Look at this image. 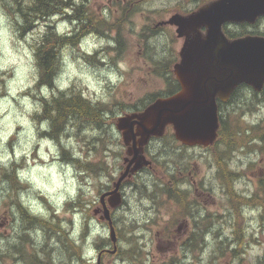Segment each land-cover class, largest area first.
Instances as JSON below:
<instances>
[{
    "label": "rangeland",
    "instance_id": "374dc122",
    "mask_svg": "<svg viewBox=\"0 0 264 264\" xmlns=\"http://www.w3.org/2000/svg\"><path fill=\"white\" fill-rule=\"evenodd\" d=\"M66 1L80 3L79 7L86 3L84 12L92 21L84 24L88 31L76 44L70 39L59 48L54 85L37 88L41 79L35 47L40 37L50 30L48 26L63 36H75L81 21L72 24L65 21V14H54L34 19L23 30L22 25L32 14V0H20L26 16L18 12L14 1L0 0V72L6 74L0 79H4L0 83V249L4 253L0 264H37V258L52 264H98L99 259L100 264H174L173 256L175 264H264V140L244 145L233 137L220 138L212 148L189 149L175 141L172 130L151 148L148 172L126 178L123 205L112 215L119 237L115 249L109 225L100 219L103 211L96 210L102 209L101 195L113 190L109 188L127 166L128 148L118 125L120 119L137 112L128 113L139 108L141 101L146 103L149 96L176 91L175 77L171 82L165 78L173 75L178 60L170 53L175 55L181 45L170 35L169 41L155 35L152 27L169 19L185 0H128L120 15L113 13L120 5L112 6V0ZM261 30L264 33V26ZM90 33L93 35L83 47L79 46L80 38ZM72 90L107 106L106 121L94 124L71 118L57 132V138L46 135L52 120L45 109L51 106L41 97L53 98L58 91ZM222 116L228 136L235 131L250 136L262 134L264 96L246 94V99L224 108ZM29 133L34 141H30ZM44 141L49 143L41 153ZM77 158L81 165L76 163ZM13 167L39 170L33 172L31 181L17 186L16 180L8 181L3 173L4 169L12 173ZM161 185L167 194L161 192ZM197 186L203 194L192 199L186 191L196 196ZM78 199L87 202L85 207L75 208ZM66 203L71 204L70 209H64ZM21 204L33 215L46 217L49 227L43 230L39 224L23 219ZM191 206H198L204 216L197 219L189 215ZM51 209L58 212L53 221L48 214ZM55 225L67 231L62 235L66 243L53 231ZM192 233L205 235L204 245L182 249L177 239ZM69 238L75 248H80L83 262L76 259L73 246H66Z\"/></svg>",
    "mask_w": 264,
    "mask_h": 264
},
{
    "label": "water",
    "instance_id": "95a60500",
    "mask_svg": "<svg viewBox=\"0 0 264 264\" xmlns=\"http://www.w3.org/2000/svg\"><path fill=\"white\" fill-rule=\"evenodd\" d=\"M212 6L231 12L232 16L227 19L235 21L254 22L258 15L264 14V0H223ZM168 23L177 27L179 37L187 38L180 51L181 60L174 66L180 90L171 97L158 99L138 115V134L141 141L146 142L151 135L162 137L170 125L175 138L186 146L213 145L219 130L217 98L227 101L241 84L252 86L257 92L264 88V37L229 40L223 33V22L218 23L211 17L204 22L208 31L202 38L196 33L202 23L198 14L189 21L176 15ZM134 118L124 117L118 125L126 144L135 137ZM148 165L150 161L136 153L114 183V189L100 197L103 211L100 219L108 222L115 249L118 237L111 209H117L123 203L121 187L124 180Z\"/></svg>",
    "mask_w": 264,
    "mask_h": 264
},
{
    "label": "trees",
    "instance_id": "16d2710c",
    "mask_svg": "<svg viewBox=\"0 0 264 264\" xmlns=\"http://www.w3.org/2000/svg\"><path fill=\"white\" fill-rule=\"evenodd\" d=\"M12 1L15 2L16 6H17L16 8L18 9V12L21 15L26 16L27 14L24 12V7L20 6V0H12ZM85 1H88V0H85ZM26 3L27 2H25V4ZM77 4L79 5L80 3H76L74 5H71L66 0H58L56 2H53V0H32L31 5L29 6V11L32 14L29 15L28 16L29 18L26 19L25 25H22L23 30L28 28V24L29 23L32 24L34 19L39 20V19H45L48 17L50 18L54 14L57 17V16H61L62 14H65L67 12L73 13V15L69 16L70 19L72 20V19H74L73 17L75 16V12L77 11L80 15L78 16V19H76V20L81 21L80 22V24H81L80 32H79V34H77L75 36H71V37L62 36V35L60 36V35H58L57 31L53 27L48 26V27H50V30L46 31L42 35V37H40V39H39V41L35 47V55H36L37 64L39 67V78L41 79V81L37 83V88L42 87L44 85H48L49 87H52L54 85L55 77H56V74H57V71L59 68V64H60L59 48L62 45H64L65 41H69L70 39L71 40L69 42H73L76 44V41L79 39V37L88 31L87 27L84 24L87 22H91L92 20L88 16V13L84 12L86 9L85 8L86 3H84V2L81 3V6L85 5L84 7H79ZM5 75L6 74L0 72V79L5 77ZM173 78H174V76L170 73V75H167L165 79L167 81L171 82ZM2 82H4V79L0 83H2ZM170 91L171 90H166L167 93ZM262 93H263L262 96H264V91H262ZM160 96H162V95H160ZM160 96H156V95L155 96L154 95L149 96V99L146 103L144 101L140 102L139 108H144V107L148 106L149 104L154 102ZM52 97L53 98H49V97H45V96L41 97V100L44 101V104L50 105L51 106L50 110H53V113L55 114V115H52V113L49 109H45L46 114L48 111L50 112V116H48V117L52 120V128L49 129L48 132H46V135H48V136L57 138L60 135L57 132L63 130L62 129L63 124H66L69 121H71V118H73L76 121H80V122L85 121L86 123H94V124H99L98 123L99 121H101L100 124H103L106 121L107 112H108L107 106H104L103 104L98 103L97 101L89 100V99L85 98L81 93H75V91L73 92V90L70 92L58 91V93L53 94ZM254 97H257V93H254ZM40 117L42 118L41 115H40ZM223 118H225V117H223L221 114V116H220L221 126H220V130H219V137L217 140H219L220 138H226L227 140H231V138L233 137L234 140L241 141L244 145H249V142H252L254 140H258V139L264 140V130L261 131L262 134H252L251 136L247 135V133L239 134L238 131H235L234 135L228 136L229 129H228L226 122ZM261 129H263V128H261ZM165 135H168V133L166 132ZM164 136L162 137V139L164 138ZM215 144L212 146H209V148H212L213 146H215ZM71 160H74V158ZM75 161L77 164L81 163V161L78 158ZM82 167L85 168V166H82ZM17 170H18V167L16 169H15V167H13L12 173H8L7 169H4L3 173L5 174V177L8 179V181L14 182V180H16V185L19 186V185H21V182L17 178ZM86 170H88V169H86ZM25 185H27V184H25ZM160 188H161L162 193L167 194L166 188L164 186L161 185ZM111 189L112 188L110 187L109 190H111ZM175 199H177V197ZM86 203L87 202H82L80 199H78V202H76L74 205H75L76 209H81V207H85ZM91 204H92V202H91ZM20 206H23V205L21 204ZM19 210L20 211L22 210L21 212L23 214L22 215L23 219L30 221L32 223L37 222L44 229H45V227H49L48 221H46V220H44L38 216H31L29 213H26L28 211L26 209H24V206L21 207V209H19ZM23 210L25 211L24 213H23ZM89 212H90V209H89ZM28 216H30V217H28ZM34 217H36V219L39 222ZM32 218H33V220H32ZM198 228H202V226H198ZM61 230H59V232H60V236L62 237V235H66V232H64L63 229H61ZM117 233H118V231H117ZM165 236L170 238V236H168V235H165ZM204 236L205 235H202V234L192 233L191 235L177 239V244L182 249H189V250L192 248L198 249V248L202 247L205 243L204 242ZM62 238L66 243L67 238H65L64 236ZM109 241L110 240H107V242H109ZM72 242H73L72 239L69 238V240L67 241L68 244H66V246L68 247L69 244L71 246H74L75 243L72 245ZM101 242L103 244L104 240H101ZM169 242L170 241L165 243V248H167L169 246ZM241 246H242V244H241ZM76 248H77L76 254H75L76 259L81 260L83 262L84 260L82 257V252L78 246ZM0 251H1L0 257L1 256L4 257L3 250L0 249ZM78 253H79V255H78ZM130 253L133 254L134 251L132 250ZM175 258H176L175 256L172 257V261L174 264H175V262H174ZM37 259H38L37 264L38 263L41 264V262H42V264H52V263L48 262V259L47 260L40 259V258H37ZM61 264H69V262L61 263Z\"/></svg>",
    "mask_w": 264,
    "mask_h": 264
},
{
    "label": "flooded vegetation",
    "instance_id": "af4514ba",
    "mask_svg": "<svg viewBox=\"0 0 264 264\" xmlns=\"http://www.w3.org/2000/svg\"><path fill=\"white\" fill-rule=\"evenodd\" d=\"M127 1L128 0H112L111 1L112 6L117 5V4L120 5L118 8L115 9V11L113 13L120 15L121 14L120 9L124 8V3ZM221 1H223V0H185V3L183 4V6L181 8H176L175 10H173L174 13L170 16L169 19L161 20V21H158V22L153 24L152 31L155 35L160 36L162 38H166L167 40L169 39V35H170L171 38L176 40V44L181 45L180 49L177 51V53H175V55H172L168 50V53H170V55L172 57H176L178 59L177 61H175L174 65L180 60V51H181V48H182L184 42L187 39L186 36L179 37L177 27L175 25L167 23L168 21H170V19L172 17H174L176 15H179L183 19L189 21V19H191L194 15L198 14V17H200L202 19V23L200 24V28L197 30L196 33L198 35H200V37H203V38L206 37L207 31H208L207 28L205 27L206 25H204V22L207 20H210L211 17H213L214 19H217L218 23L220 21L223 22L222 23V30H223L225 36L229 40H236V39H242V38H246V37H256V36L264 37V33L262 32V30L260 31L261 27L264 26V14L258 15L256 17V19L254 20V22L235 21V20L227 19V18H230L232 16L231 12L226 11V9H224V8H220V6H212L214 4H219ZM71 5H74V4L72 3ZM110 8L113 9V7H110ZM65 15H67V19H70L69 15L67 13H65ZM79 15L80 14L76 11L75 16H74L75 19H72V20L78 19ZM102 19L103 18H101V20ZM104 21H105L104 23H106L109 20L107 19ZM108 25H110V24L107 23L105 25V27L108 28ZM112 28L113 27L111 26V29ZM174 65H173V70H174ZM172 73H173V71H172ZM173 85H174V88L176 89L175 92H171V91L168 93L164 92V93L160 94L162 96L159 95L160 97L157 99L168 98V97H171L172 95L176 94L180 90V84L176 78H175V82H173ZM253 91H255V90L252 86H248L246 84H241L236 88V90H234L232 92V94L227 99V101H223L221 98H217V104L219 106L220 114L222 113L224 108H228L229 106H232L235 101H238L241 98L246 99V94H249L251 97H253V93H254ZM262 91H264V88L262 89ZM262 91L257 94V97H259V98H260V96L263 97ZM145 109H146V107L144 109L137 108V109H134V110L131 109L130 111H128V113H131L135 110H138L137 112L133 113L132 115H128V116H135L133 123H135L136 125L133 129V133L135 134V137L133 138V135H132L131 138H133V139L127 144V148H128V152L130 153V156L127 155V157L125 158L126 165H128L129 161L134 156H136V153H138V156H140V157L144 156L146 158V160H150L149 152H151V148L152 147L155 148L157 145H159L160 141L163 137V136L158 137L155 135H151L150 138L146 142L141 141V137L138 134V128H139L138 115H140V113L144 112ZM167 130H172L170 125L166 127V131ZM122 135H123V132H122ZM122 138H123V136H122ZM175 141H177V140H175ZM123 142H124V140H123ZM177 143H179L183 147H186L180 141H177ZM189 149H191V148H189ZM149 167H151V163L148 167H145V168L141 169V171H139L135 175H132V177L133 176L136 177L137 175L139 177V176L147 173ZM199 176L196 179L197 182L200 179ZM127 182H128V180H127ZM198 184H199V182H198ZM220 184H221V186L224 185L223 183H220ZM201 190H202V188H199V186H197V188L195 189L196 196L194 195V192H191V191H186V193L188 194V196L190 198L195 199L198 196L200 197L203 194V192ZM125 191H126V187H125V185H123L121 192H122V195L124 198L126 196ZM124 202H125V199H124ZM70 207H71V204L66 203L64 206V209L65 208L70 209ZM190 208H191V210L189 212V215H193L197 219L204 216L199 211L198 206L196 208H194V206H191ZM52 209H51V211L48 212V214H49V219L51 217V220L53 221L54 218H58L56 216L58 212L53 211ZM30 215L33 216L32 211H30ZM42 219L46 220V217H44ZM46 221H48V220H46ZM33 224H38V223L36 222ZM40 227L42 228V226H40ZM185 227L188 228L189 224H186ZM42 229L45 230L44 228H42ZM53 231H56V233H57L56 235H60L59 228L57 227V225H55L53 227ZM63 231L67 233L66 230H63ZM52 235H55V233H53ZM49 246L51 247V245H49ZM52 248H55V245L52 246ZM69 264H70V261H69Z\"/></svg>",
    "mask_w": 264,
    "mask_h": 264
},
{
    "label": "clouds",
    "instance_id": "9594fccd",
    "mask_svg": "<svg viewBox=\"0 0 264 264\" xmlns=\"http://www.w3.org/2000/svg\"><path fill=\"white\" fill-rule=\"evenodd\" d=\"M111 79H112V83L113 84H115L117 82L116 81V78L114 76L111 77ZM25 102H27V97L25 98ZM41 127L42 128L46 127V122H45V124H42ZM29 136H30V141H34L35 140V137L34 136H31V133H29ZM48 143H49L48 141H44L41 144V153L43 152V146H44V144H48ZM26 147H30V143ZM4 152H5V160H7L8 159L7 149H4ZM44 159L47 160L48 157L45 156ZM38 170L39 169H18L17 170V178L20 180L21 183H24L25 181H31L34 178L33 177V172L38 171ZM20 199H21L22 202L25 200L24 193H21L20 194ZM145 203H147V202H145ZM97 232H99V229H97ZM100 234L101 235H106V233H103V232L100 233Z\"/></svg>",
    "mask_w": 264,
    "mask_h": 264
},
{
    "label": "bare ground",
    "instance_id": "6f19581e",
    "mask_svg": "<svg viewBox=\"0 0 264 264\" xmlns=\"http://www.w3.org/2000/svg\"><path fill=\"white\" fill-rule=\"evenodd\" d=\"M73 18H74V17H73ZM74 19H75V18H74ZM77 24H78V23H77ZM20 207H23V206H20ZM20 207H19V208H20ZM25 208H26V206H25ZM27 209H28V208H27ZM21 211H22V210H21ZM24 212H25V211L23 210V213H24ZM29 212H30V211H29ZM26 213H28V212H26ZM19 214H20V213H19ZM22 215H23V214H22ZM22 215H21V216H22ZM28 215H29V214H28ZM24 216H25V215H24ZM28 217H30V216H28ZM26 218H27V217H26ZM34 218L36 219V217H34ZM19 219H20V218H19ZM19 219H18V220H19ZM50 219H51V217H50ZM52 219H53V218H52ZM21 220H22V219H21ZM32 220H33V218H32ZM36 220H37V219H36ZM47 220H48V219H47ZM37 221H38V220H37ZM34 222H35V221H34ZM38 222H39V221H38ZM21 224H22V222H21ZM21 224H20V225H21ZM35 227H38V226H35ZM57 227H58V226H57ZM27 229H28V228H27ZM30 229H31V228H30ZM32 230H33V229H32ZM30 231H31V230H30ZM36 231H37V230H36ZM38 231H39V230H38ZM61 231H62V230H61ZM20 232H21V231H20ZM48 232H49V231H48ZM27 233H28V232H27ZM35 233H36V232H35ZM35 233H34V234H35ZM50 234H51V233H50ZM52 234H53V233H52ZM37 235H38V234H37ZM43 235H44V234H43ZM43 235H42V236H43ZM37 237H38V236H37ZM44 238H45V237H44ZM73 247H74V246H73ZM16 248H17V246H16ZM74 248H75V247H74ZM8 249H9V248H8ZM10 249H11V248H10ZM75 249H77V248H75ZM7 251H8V250H7ZM12 251H13V250H12ZM68 251H69V250H68ZM13 254H14V253H13ZM17 254H18V253H17ZM62 254H63V253H62ZM7 255H8V254H7ZM78 255H79V253H78ZM79 257H80V256H79ZM61 259H62V258H61ZM63 260H64V259H63ZM41 264H42V262H41Z\"/></svg>",
    "mask_w": 264,
    "mask_h": 264
}]
</instances>
